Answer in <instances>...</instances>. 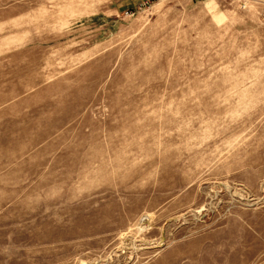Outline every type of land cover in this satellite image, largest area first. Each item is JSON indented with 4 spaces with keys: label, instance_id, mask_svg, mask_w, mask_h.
I'll return each mask as SVG.
<instances>
[{
    "label": "rangeland",
    "instance_id": "obj_1",
    "mask_svg": "<svg viewBox=\"0 0 264 264\" xmlns=\"http://www.w3.org/2000/svg\"><path fill=\"white\" fill-rule=\"evenodd\" d=\"M0 264H264V0H0Z\"/></svg>",
    "mask_w": 264,
    "mask_h": 264
},
{
    "label": "built area",
    "instance_id": "obj_2",
    "mask_svg": "<svg viewBox=\"0 0 264 264\" xmlns=\"http://www.w3.org/2000/svg\"><path fill=\"white\" fill-rule=\"evenodd\" d=\"M151 1H156V0H151ZM233 1H237L238 3L243 2V4H244V2L247 0H233Z\"/></svg>",
    "mask_w": 264,
    "mask_h": 264
}]
</instances>
